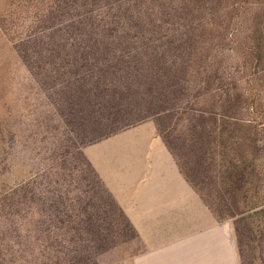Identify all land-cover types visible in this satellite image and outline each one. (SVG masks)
<instances>
[{"label":"trees","instance_id":"16d2710c","mask_svg":"<svg viewBox=\"0 0 264 264\" xmlns=\"http://www.w3.org/2000/svg\"><path fill=\"white\" fill-rule=\"evenodd\" d=\"M0 26L59 122L55 163L0 193V264H102L139 239L84 148L149 119L240 263L264 264V83L238 74L264 70V0H44Z\"/></svg>","mask_w":264,"mask_h":264},{"label":"crops","instance_id":"0c3cea01","mask_svg":"<svg viewBox=\"0 0 264 264\" xmlns=\"http://www.w3.org/2000/svg\"><path fill=\"white\" fill-rule=\"evenodd\" d=\"M97 143L87 155L140 235L138 250L108 264H241L230 220L215 216L155 122Z\"/></svg>","mask_w":264,"mask_h":264},{"label":"rangeland","instance_id":"374dc122","mask_svg":"<svg viewBox=\"0 0 264 264\" xmlns=\"http://www.w3.org/2000/svg\"><path fill=\"white\" fill-rule=\"evenodd\" d=\"M12 1L15 4L11 5ZM40 1L44 0H0V16L7 14L8 21L18 26V22H22ZM256 9L262 10V7L257 6ZM241 36L245 37V33ZM225 53L226 63L240 59L230 44ZM238 74L264 83V70L241 71ZM53 109L49 97L39 87L0 26V193L31 177L40 180L44 167L55 163L51 131L59 122ZM147 121L155 122L154 119ZM48 127L50 131H47ZM93 145L84 148L86 154L99 153L105 147L99 146V143ZM230 222L235 236L233 222ZM139 248V239L120 242L103 254L101 263L108 264L124 258Z\"/></svg>","mask_w":264,"mask_h":264}]
</instances>
